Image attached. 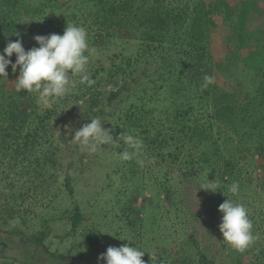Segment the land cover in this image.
Wrapping results in <instances>:
<instances>
[{
	"label": "trees",
	"instance_id": "trees-1",
	"mask_svg": "<svg viewBox=\"0 0 264 264\" xmlns=\"http://www.w3.org/2000/svg\"><path fill=\"white\" fill-rule=\"evenodd\" d=\"M244 7L264 16V0H0V53L9 40H22L26 51L39 47L35 36L63 35L70 24L87 29L89 46L97 50L90 62L94 56L106 62L88 67L91 86L71 77L72 93L47 109L37 105L35 93L16 92L19 69L14 73L10 65L8 77H0V230L13 221L27 225L38 209L58 204V172L68 146L58 127L68 118L86 124L99 117L114 139L124 132L143 141L141 154L128 161L116 155L122 141L110 150L112 174L130 185L129 196L144 200L140 208L125 210L129 230L136 225L134 214L161 206L162 194L171 208L182 205L174 197L182 184L177 173L195 180L194 186L216 180V193L200 188L210 208L227 197L237 201L228 187L238 182L240 197L252 173L264 172V39H250ZM10 59L15 63V54ZM206 75L215 80L208 87ZM70 178L66 172L68 195ZM148 188L154 190L149 199ZM83 220L76 206L72 234ZM155 220L150 215L147 226ZM19 235L27 233L13 229L10 238ZM45 237L43 231L29 241L42 245ZM84 243L92 255L77 261L98 262L101 237L92 231ZM195 250V264H214L198 245ZM257 251L252 264H261L258 254L264 253ZM180 252L153 264H188L192 257Z\"/></svg>",
	"mask_w": 264,
	"mask_h": 264
},
{
	"label": "rangeland",
	"instance_id": "rangeland-1",
	"mask_svg": "<svg viewBox=\"0 0 264 264\" xmlns=\"http://www.w3.org/2000/svg\"><path fill=\"white\" fill-rule=\"evenodd\" d=\"M250 9L244 7L243 11L246 31L251 40L255 38L263 40L264 16L260 12L252 13ZM101 61L105 62L94 56L88 67L99 64ZM225 83L226 80H223L221 84ZM77 109L79 114L83 112V104L78 105ZM83 125L80 118L76 120L68 118L63 121L62 126L58 127V133L65 132V139L68 141V146L63 151L62 168L58 172V186L61 189L58 204L38 209V216L32 221L29 220L27 225L13 221L0 230V237L4 240L0 245V264H85L77 259L81 254L92 255L84 243V237L92 231L101 237L100 253L97 257L105 253L109 246H137L145 251L143 257L145 264H153L159 259L170 262L173 256L169 259V255L179 253L181 250L184 253L187 252L188 257H192V259L189 258L188 264H195L200 259L195 250L196 245L207 260H212L214 264H239V262L252 264L253 250L264 253V172L260 169L252 173L240 197L237 196L235 199L248 210L249 218L253 223V235L257 237L244 252L234 250L223 241L219 230L222 214L217 212L220 203H216L217 207L210 208L206 195H203L205 192L200 191L201 186H194V183L197 184L195 180L187 181V178H180L179 173L175 175L176 182L182 184L174 197L178 199L177 204L182 202V205L171 208L166 195L162 194L161 206L155 211L151 208L150 214L147 209L143 213L139 212L138 215L134 214L132 218H137L136 225L129 230L125 226V223L129 221L126 219L129 214L127 215L125 210H128L130 206L140 208L143 205V197L129 196L130 185L126 186L119 175L112 174L116 165L110 152L111 147L105 145L95 154L80 153L79 146L71 141L75 131ZM104 126L107 129V125ZM79 154L81 157L78 156ZM69 162L72 166L67 171ZM165 170L169 171V176L172 167L169 166ZM249 171L251 172L252 168ZM66 172L71 177L72 195L64 192ZM109 177L111 182L108 184ZM153 191V188L145 190L148 199ZM127 199L132 200L131 205L126 204ZM76 206L79 207L84 220L72 234L71 216ZM153 206H156V202H153ZM150 215L156 218L153 227L147 226ZM138 217L139 220L144 218L145 223L141 224ZM13 229H19L27 235L15 236L12 239L10 237ZM43 231L46 237L42 245L29 241L30 235ZM22 241L24 245L20 244ZM26 250L28 256L25 253ZM258 255L261 256L260 263L264 264V255ZM91 264H98V262L91 260Z\"/></svg>",
	"mask_w": 264,
	"mask_h": 264
},
{
	"label": "clouds",
	"instance_id": "clouds-1",
	"mask_svg": "<svg viewBox=\"0 0 264 264\" xmlns=\"http://www.w3.org/2000/svg\"><path fill=\"white\" fill-rule=\"evenodd\" d=\"M33 39L39 47L26 51L22 40H9L3 53H0V77H8L7 69L10 65L14 73L19 69V77L15 81L16 92L35 93L37 105L41 109H47L72 93L75 81L71 77H79L80 84L91 86L95 83L88 74V65L90 57L97 50L89 46L85 27L67 24L63 35H37ZM14 54L15 63L10 59ZM204 82V87H208L215 80L214 77L206 75ZM121 141L123 151H117L118 159L128 161L141 154V139L124 132L114 139L110 130L103 127L102 120L95 117L75 131L71 142L77 144L81 152L95 154L103 146H119ZM201 190L216 193L218 184L216 180L207 179L201 185ZM228 191L238 196L239 183L233 182ZM218 210L222 214L219 230L223 241L238 252L246 251L257 239L253 235V223L246 207L238 200L227 197ZM144 254L145 251L137 246H109L106 252L98 257V264H145Z\"/></svg>",
	"mask_w": 264,
	"mask_h": 264
}]
</instances>
